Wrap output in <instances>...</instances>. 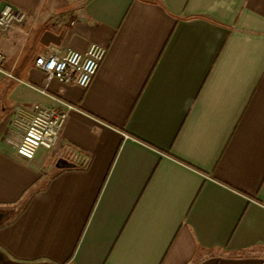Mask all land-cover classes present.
Returning <instances> with one entry per match:
<instances>
[{
    "label": "crops",
    "instance_id": "0c3cea01",
    "mask_svg": "<svg viewBox=\"0 0 264 264\" xmlns=\"http://www.w3.org/2000/svg\"><path fill=\"white\" fill-rule=\"evenodd\" d=\"M6 5L26 18L0 37V209L15 205L0 254L17 264H264V0ZM90 44L107 52L85 90L46 83L35 67L51 47ZM34 105L67 120L57 149L24 161L13 117Z\"/></svg>",
    "mask_w": 264,
    "mask_h": 264
},
{
    "label": "built area",
    "instance_id": "2783aa9c",
    "mask_svg": "<svg viewBox=\"0 0 264 264\" xmlns=\"http://www.w3.org/2000/svg\"><path fill=\"white\" fill-rule=\"evenodd\" d=\"M23 12L6 5L0 10V37L22 25L25 21ZM107 49L97 44H90L84 52L63 50L51 47L46 53L38 56L35 67L40 70L46 83L57 81L64 85H74L87 89L96 76ZM4 56L0 53V64ZM67 120V113L58 112L34 105L26 113L17 109L13 123L22 132L15 147L18 158L31 161L38 150L52 151L61 144V132ZM65 157L76 167L85 168L88 159L76 150L66 148Z\"/></svg>",
    "mask_w": 264,
    "mask_h": 264
},
{
    "label": "trees",
    "instance_id": "16d2710c",
    "mask_svg": "<svg viewBox=\"0 0 264 264\" xmlns=\"http://www.w3.org/2000/svg\"><path fill=\"white\" fill-rule=\"evenodd\" d=\"M3 211H7L8 214L6 216L3 217V219L0 221L1 224L7 222L8 220H10V218L12 217V215L15 213V205L12 206H8L7 208L1 210L0 212L3 213Z\"/></svg>",
    "mask_w": 264,
    "mask_h": 264
},
{
    "label": "rangeland",
    "instance_id": "374dc122",
    "mask_svg": "<svg viewBox=\"0 0 264 264\" xmlns=\"http://www.w3.org/2000/svg\"><path fill=\"white\" fill-rule=\"evenodd\" d=\"M0 264H17V263L11 262L10 260L6 259L3 255L0 254ZM37 264H47V263H37Z\"/></svg>",
    "mask_w": 264,
    "mask_h": 264
},
{
    "label": "water",
    "instance_id": "95a60500",
    "mask_svg": "<svg viewBox=\"0 0 264 264\" xmlns=\"http://www.w3.org/2000/svg\"><path fill=\"white\" fill-rule=\"evenodd\" d=\"M57 43H58V42H57ZM57 43H56V44H57Z\"/></svg>",
    "mask_w": 264,
    "mask_h": 264
}]
</instances>
